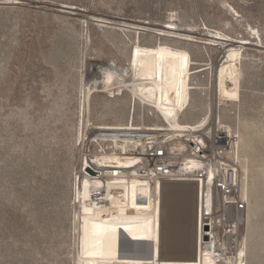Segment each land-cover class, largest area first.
I'll list each match as a JSON object with an SVG mask.
<instances>
[{
	"label": "rangeland",
	"instance_id": "1",
	"mask_svg": "<svg viewBox=\"0 0 264 264\" xmlns=\"http://www.w3.org/2000/svg\"><path fill=\"white\" fill-rule=\"evenodd\" d=\"M160 26L189 30L192 41L159 36ZM135 45L184 54L188 70H202L188 77L201 90L186 95L179 115L189 125L208 117L224 55L242 54L239 101L222 99L215 117L238 142L247 215L237 252L264 264V0H0V264H76L74 185L85 135L126 124L132 110L134 126L159 124L126 92L93 94L83 113L89 69L127 68ZM82 117L90 121L83 134ZM109 142L103 150L115 153L121 138Z\"/></svg>",
	"mask_w": 264,
	"mask_h": 264
},
{
	"label": "bare ground",
	"instance_id": "2",
	"mask_svg": "<svg viewBox=\"0 0 264 264\" xmlns=\"http://www.w3.org/2000/svg\"><path fill=\"white\" fill-rule=\"evenodd\" d=\"M166 29L186 34L168 32L161 28L157 29L156 33L172 39L192 41V32L189 30H178L177 27L171 26ZM215 40L228 42L221 38ZM239 45L244 44L242 42ZM223 59L224 62L215 70L213 76L209 115L203 118H210L214 124L220 118L217 117L216 120L215 112L222 99L239 101V64L242 54L236 48H231ZM190 65L192 64L188 63L184 54L158 47L135 45L128 55L127 68L119 70L115 66L100 65L89 69L90 87L84 96L83 113L85 116L90 114L93 94L107 93L111 95L110 98H115V91L117 96L126 92L130 103L135 105L137 101L150 107L151 112L153 110L159 114L156 117L159 124H154L152 128L167 129L172 133L171 136L187 129L194 131L199 122L192 125L179 122L186 95L201 90L196 85L188 84V77L202 72L188 70ZM127 73H131L129 82L125 80ZM133 115L132 110L126 124H101L91 130L123 131L121 133L127 135L134 130L144 133L147 127L134 126ZM89 122L87 120L85 123L82 117V134ZM218 125L221 126L220 120ZM225 128L229 136L235 138V159L239 161L237 137H233L229 127ZM104 141L106 142L105 139ZM139 142L122 137L120 147L117 146L115 153H96L90 160H84L82 155L79 157L84 168L95 166L106 174L120 170L123 175L112 178L105 174L104 179L94 180L82 176L76 180L74 193L78 212L73 215V230L77 238L76 264H246L243 249L237 252L233 261L217 263L210 247L197 244V187L193 183H160L157 199L156 187L152 190L148 183L124 176V170L136 161L129 151ZM184 167L188 171H194L199 169L200 165L190 158H185ZM241 186L246 200L242 180ZM207 193L209 194L208 191ZM99 197L102 198L101 202L103 201L101 205L98 203ZM200 239L199 234L201 244ZM138 245H146L147 248L143 252L137 251Z\"/></svg>",
	"mask_w": 264,
	"mask_h": 264
},
{
	"label": "built area",
	"instance_id": "3",
	"mask_svg": "<svg viewBox=\"0 0 264 264\" xmlns=\"http://www.w3.org/2000/svg\"><path fill=\"white\" fill-rule=\"evenodd\" d=\"M152 118L155 123L158 122L156 117ZM218 126V120L214 124L211 119H205L195 126L194 131L187 129L174 136L167 129L152 127H147L144 133L130 131L129 135L121 133L123 131L89 130L83 141V157L84 160L91 159L94 148L91 144H97L96 153H104L103 149L113 137H129L134 142L139 140L129 151L136 161L124 170V176L146 182L152 190L156 187L157 199L160 183H193L197 187V244L210 247L217 263H225L233 261L237 255L240 234L246 222L247 203L242 194L240 169L235 159V138L229 136L225 127ZM104 139L106 142H103ZM185 158L197 162L200 168L188 171L184 167ZM82 162L77 165L78 177L104 179L106 173L100 168H84ZM120 172L113 170L106 175L117 178L123 175ZM101 199L98 198L100 205L103 204ZM145 248L146 245H138L136 250L143 252Z\"/></svg>",
	"mask_w": 264,
	"mask_h": 264
},
{
	"label": "water",
	"instance_id": "4",
	"mask_svg": "<svg viewBox=\"0 0 264 264\" xmlns=\"http://www.w3.org/2000/svg\"><path fill=\"white\" fill-rule=\"evenodd\" d=\"M67 10H68V9H67ZM160 28H161V29H166L167 27H165V26H160ZM87 172L92 174V172H91L90 170H87ZM204 230L206 231L207 228H205ZM205 240H206V237H205Z\"/></svg>",
	"mask_w": 264,
	"mask_h": 264
}]
</instances>
